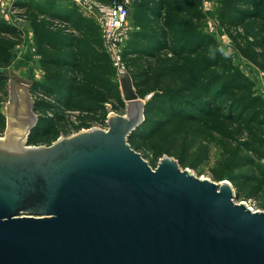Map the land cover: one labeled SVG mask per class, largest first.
Wrapping results in <instances>:
<instances>
[{
    "label": "water",
    "instance_id": "obj_1",
    "mask_svg": "<svg viewBox=\"0 0 264 264\" xmlns=\"http://www.w3.org/2000/svg\"><path fill=\"white\" fill-rule=\"evenodd\" d=\"M118 75L126 112L48 145L29 144L33 101L9 79L0 264H264V210L236 202L229 180L167 154L152 167L131 146L146 100Z\"/></svg>",
    "mask_w": 264,
    "mask_h": 264
},
{
    "label": "rangeland",
    "instance_id": "obj_2",
    "mask_svg": "<svg viewBox=\"0 0 264 264\" xmlns=\"http://www.w3.org/2000/svg\"><path fill=\"white\" fill-rule=\"evenodd\" d=\"M86 1L88 0H0V25L5 28L0 29V48L11 51L8 61L0 63V137L4 136L6 128L9 79L27 85L26 93H30L33 101L36 123L40 120L43 125L41 127L52 129L50 133L38 136L30 142L28 137V142L32 145H48L59 136H69L84 128L94 126L106 128V115L109 112L119 114L126 112V102L118 75L120 71L112 61L102 36L100 22L94 16L96 13L85 6ZM92 1L109 3L112 0ZM140 1L142 0L127 2L131 30L123 44V51L133 32L140 29L135 18L137 4ZM242 2L232 0L229 7L246 9L247 3ZM263 4L264 0L259 7V11H262L259 15H264ZM224 8V0H201L199 9L202 17L200 21L198 20L201 22L200 30L206 36L211 35L217 41L218 48L231 59V64L238 66L252 80V94L253 97L260 98L259 101L249 110L240 109L234 118L227 115L230 109H223L222 113L211 117L198 109L196 112L200 122L169 119L162 125L160 132L157 131L153 138L145 140L150 147L137 151L145 155L144 158L152 167H156L163 155L167 154L177 159L182 168L190 169L197 176L210 177L215 182L229 180L235 190L236 202H246L255 210H264V67L261 66L264 65V48H253L251 45L253 43L255 46L257 41L264 40V25L259 18L246 19L237 25L230 24L228 20L222 18ZM52 9L59 15L88 17L96 24L97 30L88 27L86 23L82 29L73 27L68 20L49 14ZM251 24H255L254 33L248 35ZM45 25L50 32H55L58 36L69 33L76 39L85 40L84 46L89 52L104 51L107 57L105 60L101 59L102 63L101 61L98 63L103 65L108 80L112 79L119 83L122 101L117 99L113 88H95L94 92L86 90L81 83L82 69H86V66L83 60H79L80 57L78 60L82 68L79 66L72 71L71 67L64 64L45 65L49 56L58 57V60L66 57L71 61V58L66 56L69 48L53 49L43 44L41 32ZM97 31L100 33L99 36L95 35ZM248 44L252 49L262 52L256 56L257 62L242 54L240 47H247ZM123 53L121 66L130 75L132 71L144 69L150 61L151 67L154 66L153 62L156 60L152 57L146 59L139 57L135 62L129 63ZM169 56L171 54L166 50L161 51L158 57ZM72 60L76 61L74 58ZM258 62L261 65L257 64ZM148 76L149 83L141 85L144 94L139 93L145 100L151 98L157 90L162 91L164 88L177 90L182 84L178 78L173 81L169 77H160L159 71L151 70ZM37 83L53 86L56 90L81 83L82 96L93 99L92 102L99 100L100 103L97 102L96 105L99 109L95 111L80 106H67L62 103L61 98L56 100L57 97L49 95L43 89L34 88ZM235 96L236 93L233 94V97ZM225 98H219L218 105L222 104ZM40 100L49 103L46 110L34 109L35 102ZM197 105L202 103L197 102ZM157 118L165 119L166 116Z\"/></svg>",
    "mask_w": 264,
    "mask_h": 264
},
{
    "label": "trees",
    "instance_id": "obj_3",
    "mask_svg": "<svg viewBox=\"0 0 264 264\" xmlns=\"http://www.w3.org/2000/svg\"><path fill=\"white\" fill-rule=\"evenodd\" d=\"M200 1L142 0L137 4L135 18L140 29L133 32L123 51L124 57L128 58L129 63L135 62L139 57L144 59L152 57L156 60L152 67L150 61L147 66H144V69L131 72L136 91L138 94H144L141 85L149 83L148 75L151 70L159 71L160 77H169L173 81L177 78L181 79L180 83L182 84L177 90L167 88L162 89V91L157 90L151 98L146 100L145 120L128 137L131 146L136 150H147L150 146L145 143V140L153 138L157 131L160 132L163 128L162 125H165L167 123L165 121L169 119L197 122L200 120L196 112L198 109L209 117L219 115L223 109H230V113L227 115L234 118L233 116H236L240 109L249 110L260 99L253 97L252 80L238 66L231 64V59L218 48L217 41L211 35L206 36L201 32V22H198L202 17L199 9ZM234 1L247 3L248 9H233L229 7L232 0H224L225 8L222 11L224 20L237 25L246 19L259 18L264 25V15H259L262 12L259 11L262 0ZM182 13L188 14L183 15ZM49 14L68 20L73 27L82 29L85 26L83 24L86 23L89 25L88 27L97 30L96 24L88 17L59 15L53 9ZM254 27L255 24L250 25L248 35L254 33ZM0 29L5 30L3 25H0ZM42 29L43 44L53 49L55 47H67L69 51L66 56L71 58L69 61L66 57L58 60V57L49 56L45 65L64 64L66 67H71L72 71L79 66L82 68L79 60H83L86 69H82L81 83L84 84L86 90L94 92L95 88H113L117 99L122 101L119 83L105 77L107 74L101 65V59L105 60L107 57L104 51L101 53L99 51L98 53L89 52L84 46L85 40L83 39H76L74 35L69 33L58 36L55 32H50L46 25ZM99 34L98 31L95 33L96 36ZM251 45L253 48H264V40L257 41L255 46L253 43ZM251 45L240 47V50L246 57L256 61V56L261 55L262 52L252 49ZM166 50L171 56L159 58V53ZM10 57L11 51L0 48V63H2L1 61L6 63ZM73 58L76 59L75 62H73ZM100 61L101 63H98ZM261 66L264 67V65ZM109 76L110 73L108 72V78ZM81 83L79 85L71 84L68 88L58 90L53 86L37 83L34 88L43 89L49 95L57 97L56 100L61 98L62 103L67 106L98 110L99 107L96 105L100 101L92 102L93 99L84 98ZM234 93H236L235 97H233ZM221 97L226 98L222 104L218 105V100ZM88 102L90 103L87 105ZM197 102H201L202 105H197ZM48 106L49 103L40 100L35 102L34 109L46 110ZM159 116H166V118L158 120L157 117ZM41 126L43 125L38 120L31 130L29 142L38 136L50 133L52 130L50 128L44 129ZM172 132L178 133V131ZM143 156L145 157V155Z\"/></svg>",
    "mask_w": 264,
    "mask_h": 264
},
{
    "label": "built area",
    "instance_id": "obj_4",
    "mask_svg": "<svg viewBox=\"0 0 264 264\" xmlns=\"http://www.w3.org/2000/svg\"><path fill=\"white\" fill-rule=\"evenodd\" d=\"M127 2L128 0H112L109 3L88 0L85 3L87 8L95 11L94 16L100 22L105 44L120 73L126 72L121 66V59L123 44L131 30L128 23L130 9Z\"/></svg>",
    "mask_w": 264,
    "mask_h": 264
}]
</instances>
